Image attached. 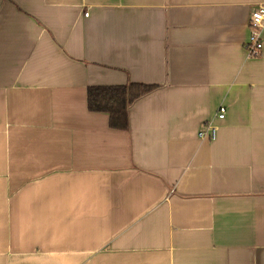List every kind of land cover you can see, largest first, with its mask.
<instances>
[{
  "label": "crops",
  "instance_id": "0c3cea01",
  "mask_svg": "<svg viewBox=\"0 0 264 264\" xmlns=\"http://www.w3.org/2000/svg\"><path fill=\"white\" fill-rule=\"evenodd\" d=\"M261 4L0 0V264H264ZM131 83L129 130L89 110Z\"/></svg>",
  "mask_w": 264,
  "mask_h": 264
},
{
  "label": "trees",
  "instance_id": "16d2710c",
  "mask_svg": "<svg viewBox=\"0 0 264 264\" xmlns=\"http://www.w3.org/2000/svg\"><path fill=\"white\" fill-rule=\"evenodd\" d=\"M156 86L131 83L123 86H101L88 89V106L93 112H105L110 116L114 129L129 130L130 108L143 96L151 93Z\"/></svg>",
  "mask_w": 264,
  "mask_h": 264
},
{
  "label": "built area",
  "instance_id": "2783aa9c",
  "mask_svg": "<svg viewBox=\"0 0 264 264\" xmlns=\"http://www.w3.org/2000/svg\"><path fill=\"white\" fill-rule=\"evenodd\" d=\"M86 16H89V13H86ZM249 28L250 37L245 45L247 52L251 57H259L262 55L264 49V38L262 35L264 29V4L259 5L252 12L249 19ZM226 115L227 107L224 105L220 106L213 119L208 122L206 129L201 131L200 137H209L210 139L215 140L218 131L216 121L224 120Z\"/></svg>",
  "mask_w": 264,
  "mask_h": 264
}]
</instances>
